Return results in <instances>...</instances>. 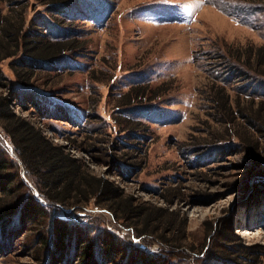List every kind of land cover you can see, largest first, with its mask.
I'll return each mask as SVG.
<instances>
[{
    "label": "rangeland",
    "instance_id": "rangeland-1",
    "mask_svg": "<svg viewBox=\"0 0 264 264\" xmlns=\"http://www.w3.org/2000/svg\"><path fill=\"white\" fill-rule=\"evenodd\" d=\"M84 2L66 16L34 1L23 9L27 26L43 18L52 27L49 40L77 39L80 47L37 70L28 86L12 69L20 58L3 61L11 90L0 95L89 175L139 204L167 209L177 228L186 220L184 234L180 227L166 233L167 243L180 248L165 247L156 234H136L137 225L93 200L75 205L44 199L0 128V152L16 164L26 186L14 183L10 196L29 193L44 210L23 226L16 218L0 224V264H88L77 249L73 259L52 254L64 226V240L73 238L69 254L88 239L98 249L100 235L116 236L121 253L113 263L103 257L102 264H249L250 257L264 264V88L258 84L264 79L244 64L252 79H231L215 58L219 48L230 59L238 48L264 46V0ZM10 8L0 0V14ZM217 77L227 79L234 120L220 117L211 102L215 85H223ZM132 90L146 95L131 105ZM155 225L157 233L165 230Z\"/></svg>",
    "mask_w": 264,
    "mask_h": 264
},
{
    "label": "trees",
    "instance_id": "trees-1",
    "mask_svg": "<svg viewBox=\"0 0 264 264\" xmlns=\"http://www.w3.org/2000/svg\"><path fill=\"white\" fill-rule=\"evenodd\" d=\"M2 1L6 2V4L12 8H10V13L5 15L0 14V90H11V83L5 80L1 69L3 61L15 57L18 59L20 58L14 61L12 69H14L19 84L28 86L37 70L45 69L47 64L58 60L64 53L71 52L80 47V43L77 39L65 42L49 40L46 34L53 33L52 27L48 25L43 18L41 20L40 18L37 20L34 19L27 26L23 16V9H26L31 1H34L35 4L37 3L41 6H45L48 12L66 16L71 10H75L76 7L85 4V0ZM14 6L17 8L13 10ZM20 6H22L21 12L17 11ZM103 9L105 8L103 7ZM16 12L17 15H14ZM13 18H15V20ZM218 51L220 52L217 53V57L215 58L220 62L219 67H228V70L231 72V79H252V77L242 69L243 67L241 66L243 64L249 66V69H254L255 72L259 73L264 79V70L259 71V69L264 66V46L253 45L246 51H242L238 48L236 51H232L233 53L229 52L232 57L230 59H227L226 52H222L221 48H219ZM18 67L20 69L17 70ZM217 80V82L222 81L223 85H215L212 90L213 98H211V102L214 103L220 117L222 116V118H231L234 120L237 111L235 112L236 109L233 106V100L227 93V85L225 82L227 79L219 80V77H217ZM258 84L260 85L259 87L263 86L264 88L263 81ZM134 92L135 90H132L127 96L131 105L135 103L139 97L143 98L146 95V93L142 91ZM159 96L160 95L155 96L154 98ZM128 123V121H125V124L128 125ZM134 126L139 129L143 125L139 122L135 123ZM0 128L11 138L13 152L25 170L36 178L38 189L40 193L44 195L43 198L47 201L66 204L71 200L72 204L75 205H88L91 200H93L97 205H106V209L114 216L116 215L118 220L137 225L138 228L134 230L136 234H156L157 238L163 242L165 247L171 250L180 248L179 246L167 243L169 241L166 238V233L172 232L177 228L176 223H178L174 219L170 220V215L172 214L167 209H153L146 203L139 204L134 198L126 196L124 191L119 189V187H115L106 180L97 179L89 175L80 160L65 153L62 146L54 145L44 134L43 130L37 127L35 123L17 115L12 110L10 99L1 95ZM252 147H250L249 151L251 154L256 149L253 145ZM121 169L124 168L121 167ZM0 175H3L0 177V224L5 226V224H9L11 220L14 221L16 218V222L19 224L18 226H23L29 222V220L32 221L36 215L41 216L44 213V210L41 207L39 208L36 204V200L33 196L31 197L29 193L25 198L10 196L13 192L12 188L15 185L14 183H18V189H26V186L21 180L16 164L6 159L4 152H0ZM160 223L165 225V230L157 233L158 230L157 228L155 229L154 225ZM186 224L187 221L185 220L184 223H182V228L180 227L181 223L178 226V228L180 227V232L182 231L183 234ZM56 228L55 225L52 227L53 237L55 236ZM67 228L68 226L62 227L57 232L58 237L55 236L53 242H57V245H52V248L53 246L56 247L55 250L52 249V254L55 258L58 256H63V258L69 256V258L73 259V257L76 256L75 251L77 249L80 255L79 260L82 262L88 261L90 264H102L101 261H103V257L112 260L110 263H113L112 257L114 254L121 253L120 242L116 236L100 235L101 246L98 249L94 247L95 243L92 238V240L88 239L89 241L87 240L85 242V244L87 243L85 246H79V248L75 246L72 254L71 252L69 254L68 249L71 239L73 238L68 234L67 239L64 240V237L67 236L65 232ZM0 239H2V235H0ZM137 253L139 254V252ZM143 256L144 255H142V258ZM148 257L147 255L146 258ZM247 262L249 264H256V261L251 257L247 259ZM139 264L143 263L139 262Z\"/></svg>",
    "mask_w": 264,
    "mask_h": 264
}]
</instances>
